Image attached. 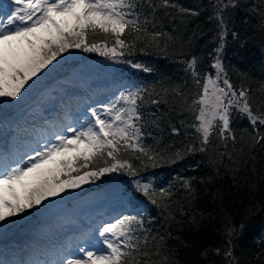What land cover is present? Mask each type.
Instances as JSON below:
<instances>
[{"label":"trees","instance_id":"16d2710c","mask_svg":"<svg viewBox=\"0 0 264 264\" xmlns=\"http://www.w3.org/2000/svg\"><path fill=\"white\" fill-rule=\"evenodd\" d=\"M236 2L238 7L221 12L222 0H170L173 6L168 8L161 7L160 0H137L149 35L128 31L122 38L131 47L123 49V56L89 52L90 57L69 59L64 53L49 66L53 74L35 78L21 98L0 106V117H18L13 113L27 112L37 103L40 89L56 77L85 80L99 69L121 81L135 80L129 91L139 90L143 97L142 143L153 158L122 148L117 160L131 168L90 178L59 198L72 199L71 208L84 211L104 206L113 193L148 203L145 212L135 215L143 224L136 232L140 247L130 264H264V143H256L264 127L254 132L247 118L233 111L230 127L236 140L214 133L206 151L199 150L200 136L193 128L200 107L194 101L205 78L215 76L212 65L222 32L223 78L237 90H247L254 112L264 113V0ZM149 5H156L155 10ZM153 32L163 35L153 41ZM87 40L111 47L114 38L97 31L89 32ZM114 162L105 155L78 174ZM137 182L150 184L152 195L139 192ZM40 211L28 210L18 221H36ZM41 230L48 227L41 225Z\"/></svg>","mask_w":264,"mask_h":264},{"label":"snow or ice","instance_id":"6c2138e0","mask_svg":"<svg viewBox=\"0 0 264 264\" xmlns=\"http://www.w3.org/2000/svg\"><path fill=\"white\" fill-rule=\"evenodd\" d=\"M160 6L168 8L173 5L170 0H160ZM149 7L155 10L156 5ZM236 7V0H227L226 3L222 0L220 11ZM138 8L137 0H0V98H21L26 88L36 83L35 78L69 50L99 52L112 58L123 56V49L131 47L122 38L128 31L145 37L149 35ZM219 20L223 24L222 15ZM97 31L111 35L113 45L109 47L106 42L89 44L87 34ZM150 35L155 41L163 33ZM236 35L233 32L234 38ZM220 39L212 65L215 76L205 78L201 93L194 101L200 105L197 123L193 125L200 136V151L207 150L214 133L224 140H236L230 127L233 111L247 118L254 132L264 127V113L258 115L254 112L249 92L243 88L237 90L223 78L225 73L220 59L225 39L223 32ZM195 63L193 58L190 67L194 68ZM132 66L141 67L139 64ZM142 101L139 90L122 92L114 102L100 109L89 108L90 116H85L88 120L86 126L67 128L65 131L70 135H58L55 142L39 148L26 160L11 163L0 160V227L28 210H40L45 201L61 196L68 189L80 188L90 178L131 168L130 164L117 160L122 148L152 159L142 143L140 122L145 119L140 111ZM152 103L159 101L153 100ZM256 143H264V135L257 136ZM105 155L117 162L78 174ZM185 187L191 191L190 183ZM136 188L146 197L153 193L150 184L137 182ZM160 194L164 195L165 190L161 189ZM151 202L156 203L155 200ZM142 224L135 216H123L101 224L99 239L89 237L86 240L93 246L80 247L82 255L67 259L64 264H130L129 258L140 247L136 232Z\"/></svg>","mask_w":264,"mask_h":264},{"label":"rangeland","instance_id":"374dc122","mask_svg":"<svg viewBox=\"0 0 264 264\" xmlns=\"http://www.w3.org/2000/svg\"><path fill=\"white\" fill-rule=\"evenodd\" d=\"M66 55L69 59L90 57L89 52L82 51L80 53L79 49L69 50ZM58 63L56 62L54 69ZM51 74H53V71L45 69L38 78ZM65 79L56 77L47 90L41 88L37 103L29 109L28 113L23 114L20 111L13 113L18 115V117L13 118L19 119H0V148L6 149L4 153H0V160L9 163L19 161V152L24 154V160H26L28 155L33 154L39 148L55 142L58 135H70L65 131L67 128L86 126L88 120L85 119V116H90L87 111L89 108L96 107L100 109L104 105L114 102L120 93L126 94L131 89V85L135 84L134 79L127 78L122 81L124 83L123 87L120 82L113 81L111 76L99 70L92 73L85 82H81L79 79ZM10 101V98H0V106L4 102ZM68 103H71V105H68ZM51 116L54 118L50 119ZM10 137H13L12 141H9ZM17 148L21 151L18 152ZM61 196L45 201L40 210L44 211ZM147 209L148 203L132 197L128 193H113L104 206L90 211H84L83 208H67L57 220L56 225L51 226V230L46 233L42 232L40 226H36L40 225L37 220L29 218L22 219L20 222L18 220L21 217H14L6 222L3 227H0V247L13 245L22 237H30L33 240L32 244L27 246L25 250L21 249L20 252L15 251V253L18 256H26L28 263H31V255L40 254L39 246L53 245L57 235H63L65 236V244L61 246L57 256L50 259L47 264H53L57 261L64 264L67 259L82 255L79 252L80 247L87 246L91 248L93 246L91 242L86 243V240L89 237L99 239L98 229L101 224L112 222L123 216H135ZM104 211H107V217L111 216L107 219H105L106 215L98 218L101 214H104ZM108 211H111V213H108ZM93 221L96 223L95 226H87Z\"/></svg>","mask_w":264,"mask_h":264},{"label":"bare ground","instance_id":"6f19581e","mask_svg":"<svg viewBox=\"0 0 264 264\" xmlns=\"http://www.w3.org/2000/svg\"><path fill=\"white\" fill-rule=\"evenodd\" d=\"M67 103V102H66ZM68 105H71V103H68ZM56 114L58 112H55ZM6 138V137H5ZM13 137L9 138V141H12ZM3 146V144H2ZM6 149L0 148V153H4ZM19 151V150H18ZM23 151V150H22ZM22 153V152H21ZM20 154V153H19ZM24 154H21V157ZM1 157V156H0ZM111 213V211H108V213ZM104 214H101L100 217H105L107 219L111 215L107 217V212L104 211ZM95 223V222H94ZM90 226V225H87ZM83 230V229H81ZM65 236L63 235H57L55 239V243L53 245H47V246H39L40 254H32L31 255V263H28V259H26V256H18L15 251L20 252L21 249L29 246L32 244L33 241L31 239H19L17 242L13 243V245L10 246H2L0 247V264H47V262L57 256L59 249L62 245L65 244ZM67 245V244H66Z\"/></svg>","mask_w":264,"mask_h":264},{"label":"water","instance_id":"95a60500","mask_svg":"<svg viewBox=\"0 0 264 264\" xmlns=\"http://www.w3.org/2000/svg\"><path fill=\"white\" fill-rule=\"evenodd\" d=\"M70 200L52 203L49 208L39 216V221L49 223L54 220L68 205Z\"/></svg>","mask_w":264,"mask_h":264}]
</instances>
